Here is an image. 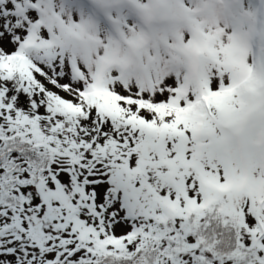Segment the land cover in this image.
<instances>
[{"label": "snow or ice", "instance_id": "obj_1", "mask_svg": "<svg viewBox=\"0 0 264 264\" xmlns=\"http://www.w3.org/2000/svg\"><path fill=\"white\" fill-rule=\"evenodd\" d=\"M0 264H264V0H0Z\"/></svg>", "mask_w": 264, "mask_h": 264}]
</instances>
